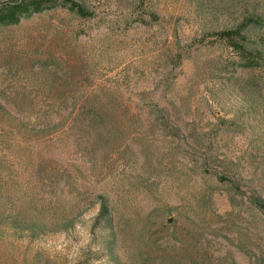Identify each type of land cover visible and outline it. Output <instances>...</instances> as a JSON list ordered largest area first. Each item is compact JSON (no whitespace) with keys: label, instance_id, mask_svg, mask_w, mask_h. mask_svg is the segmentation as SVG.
<instances>
[{"label":"rangeland","instance_id":"rangeland-1","mask_svg":"<svg viewBox=\"0 0 264 264\" xmlns=\"http://www.w3.org/2000/svg\"><path fill=\"white\" fill-rule=\"evenodd\" d=\"M53 1L0 27V264H264V67L214 38L264 0Z\"/></svg>","mask_w":264,"mask_h":264},{"label":"trees","instance_id":"trees-1","mask_svg":"<svg viewBox=\"0 0 264 264\" xmlns=\"http://www.w3.org/2000/svg\"><path fill=\"white\" fill-rule=\"evenodd\" d=\"M56 5L68 6L64 1L56 2L53 0H46L44 2H20L10 5L8 8L0 7V27L13 25L19 18H24L29 16V14L51 9ZM68 9L70 8L68 7ZM77 12H79V14H85L81 8H78ZM263 28L264 23L260 18H246L231 29L216 32L214 38L223 43L226 48L230 49L231 53L235 56L237 67L253 70L264 67V49H262L258 41L259 38L256 37V32ZM82 108V111L86 109L84 105ZM80 110L81 108L79 111ZM73 111L74 109L71 110L70 115ZM90 113H95V111H90ZM88 115L90 121H94L93 119H95V117H91L90 114ZM91 122L89 126L90 129L93 128ZM96 203L98 205V212L93 223L96 227L108 234L110 238L109 244H111L115 240V223L112 210L104 197H97ZM251 203L254 207L259 209L264 216V205L259 200L255 199H252Z\"/></svg>","mask_w":264,"mask_h":264}]
</instances>
